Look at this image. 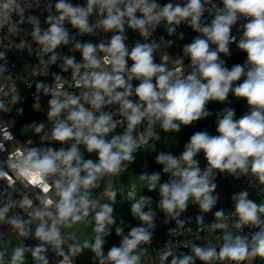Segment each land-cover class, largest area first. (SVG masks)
<instances>
[{
  "label": "clouds",
  "instance_id": "clouds-1",
  "mask_svg": "<svg viewBox=\"0 0 264 264\" xmlns=\"http://www.w3.org/2000/svg\"><path fill=\"white\" fill-rule=\"evenodd\" d=\"M223 7L218 8L210 23H202L206 11L202 0H188L186 5L166 3L163 6L156 0H87L86 6L73 5L70 0H57V15H48L46 29L40 27L37 17H28L33 25L32 37L40 46V65L34 67L35 75H48V64L58 58L56 49L72 42V36L65 27V22L77 29L82 35L93 34L97 28L115 34L107 43L76 42L73 50L82 54V62L75 57H65L61 66L63 71L72 69L71 87L84 88L81 95L64 91L63 77L55 75L54 83L36 84L39 93L50 96L48 100L49 121L52 122L51 139L61 144L74 143L67 149L52 147H30L18 150L10 157L9 167L17 178L39 187L45 194L54 188L58 200L47 196L43 199V208H35L32 217L39 221L34 236L41 243L34 249L17 247L12 255L11 264H23L25 254L31 252L39 264H49L46 257L48 246L58 250L63 259L59 264H67L69 255L63 251L65 243L60 226H72L94 212L95 231L104 234L108 225L114 224L113 205L100 204L90 198L91 190L98 187V182L109 174L122 170L124 162L134 161V153L155 133L152 126L157 122L164 131H179L181 126H189L208 117L209 102H225L229 94L246 101L250 107L247 114L236 118L232 108H225L216 121V134L208 131L194 133L185 149L176 157L171 153H159L156 160L162 171L172 173L173 179L159 183L160 174L143 173L141 180L147 182L149 191L159 187V207L171 216H179L188 206L189 199L195 200L200 209L209 212L218 202L213 193L214 170L236 174L237 172L255 176L264 184V0H222ZM30 7L19 0H0V27L9 22L13 14L24 22L25 8ZM51 7V6H49ZM139 13V15H137ZM98 17L95 24L90 21L92 15ZM241 17L246 19L243 33L237 44L238 49L246 53L243 64L226 67L221 54L230 55V45L236 42L232 27ZM169 25L187 23L196 36L183 48L184 55L190 60L191 70L185 74L179 67L169 68L167 63H157L154 52L159 47L156 43H137L129 49L124 43V27L138 30L147 37L161 21ZM17 22H13L10 31H18ZM175 29L169 27L168 32ZM215 45V48L212 46ZM104 53L103 56L98 53ZM52 53L48 61L42 54ZM5 53L0 52V59ZM169 57H163L167 61ZM131 60V66L128 61ZM183 63V57L175 61ZM110 68V70H109ZM83 69V71H82ZM7 69L0 66V72ZM139 81L133 87L132 80ZM137 97L133 101L131 97ZM16 99V97H13ZM91 107L86 108L84 103ZM118 104V112L127 121L123 135L107 139L120 123L113 119V113L104 112L107 105ZM34 107H39L35 104ZM5 105L0 102V109ZM99 113V114H97ZM147 120L146 134L134 136L136 127ZM37 133L44 129V124L33 125ZM84 145L88 153L95 152L98 159H84L79 149ZM203 152L207 167L203 170L194 158ZM183 161V164L181 163ZM83 173V175H82ZM7 173L0 171V177ZM50 177H57L52 184ZM104 195L114 201L117 193L106 190ZM128 197L135 200V192ZM236 221L234 227L242 230L245 226L258 229L251 238L225 231L224 243L217 250L193 244L191 254L174 253L171 249L159 254L161 264H211L214 260H228L233 264H243L255 257L264 260V203H256L248 198L246 191L234 197ZM151 203V197L142 196L131 204V212L142 223L133 227L127 235L117 228V235H122L120 245L113 246L105 256L102 249V236L97 235L93 244L85 242L99 257L100 264H140L142 243H150L154 227V213L145 211ZM24 205L32 207V201L25 200ZM54 209V210H53ZM9 206L0 208V220L5 219ZM223 218V212L215 213ZM202 219V217H198ZM10 223L27 236L25 222L12 219ZM213 228L226 230L228 225L217 223ZM81 251L78 245H69V252ZM3 254H0L2 258ZM169 257H171L169 261Z\"/></svg>",
  "mask_w": 264,
  "mask_h": 264
},
{
  "label": "built area",
  "instance_id": "built-area-1",
  "mask_svg": "<svg viewBox=\"0 0 264 264\" xmlns=\"http://www.w3.org/2000/svg\"><path fill=\"white\" fill-rule=\"evenodd\" d=\"M21 3L30 5L25 8L24 22L18 23L20 17L13 14L9 22L3 27H0V52L5 53V57L0 59V66H4L7 71L0 72V102L5 105L4 109H0V171L7 173L6 176L0 177V208L9 206V210L6 213L5 219L0 220V229L6 230L8 235L19 236L24 239L25 242L29 237H32L36 243V246L41 242L35 238V227L39 223L31 215L35 208H43V199L47 196L52 200H58L56 191L53 188L52 191L45 194L39 187H34L16 177L14 171L9 167L10 157H13L18 150H24L30 147H36L38 138L50 135L52 128V122L49 121L47 113L49 110L48 100L50 96L43 93H39V100L36 90V84L43 82L46 84H53L55 75L63 77L64 91L81 95L85 91L84 88H75L70 85L73 84L72 69L68 68L67 71L62 70L65 57H75L77 63L82 62V54L78 50H73L76 42L83 43L87 40H94L96 44L101 42L107 43L114 32H105L101 28H97L93 34H80L77 29L73 28L70 24L65 22V27L68 29L72 36V42L68 45H62L55 51L58 55V65L53 66L48 64V75H35L33 69L35 66L40 65V46L35 42L31 33L33 25L28 21V17L35 16L40 22V27L46 29L49 25L45 22L48 15H57L55 10V3L57 0H19ZM73 5L86 6L87 0H70ZM163 6L169 2L156 1ZM206 11L202 17V23H210L213 19L216 10L222 8V0H203ZM175 5V4H173ZM51 6V7H49ZM139 15V13H137ZM98 17L94 14L90 17V21L95 24ZM13 22L18 23V31H10L9 28ZM246 19L241 17L238 19L236 25L232 27V35L236 37V42L230 45V55L221 54V59L227 61L239 54H246L242 50L238 49L237 44L243 33V25L246 23ZM169 27L175 29L174 32L169 33ZM202 35L194 31L187 23L181 22L179 25H169L166 21H161L159 26L155 27L153 31L150 29V34L144 37L138 30L132 29L125 24L124 27V43L131 49L137 43H156L159 47L154 52V57L157 63H167L169 68L179 67L185 74L190 70V60L184 55L183 48L185 45L190 44L192 40ZM215 48V45L212 46ZM52 53L42 54V58L48 61ZM103 56L104 53H98ZM169 57L167 61L163 60V57ZM183 57L182 64H176L175 61L178 58ZM132 61H128V65L131 66ZM43 67V65H40ZM110 70V68H109ZM83 71V69H82ZM133 87L137 86L139 81H131ZM16 97V99H13ZM133 101L137 100V97H131ZM39 104V107H34L35 104ZM86 108L91 106L84 103ZM119 105L111 104L102 109L104 112L113 113V119L120 123L115 129L126 130L127 121L118 112ZM99 114V113H97ZM30 116L36 119V124L43 123L44 129L37 133L27 135L19 128V124L23 118ZM148 129V122L145 120L138 125L133 132L134 136L139 137L141 134H146ZM152 131L155 135L147 139V143L143 144L133 155L135 158L140 157L143 163L144 173L153 174L154 169L150 165L152 156L157 157L159 153H171L176 157H180V149L184 147L183 143L176 139L174 135L164 131L157 122L152 126ZM174 141H177L174 142ZM74 141H68L66 143L69 148ZM79 149L86 157L87 151L84 145H79ZM197 161V158H194ZM161 165V164H160ZM162 166V165H161ZM163 167V166H162ZM221 181L230 182L232 184V190L230 195V204L227 209L223 211V218H211L202 222L187 223L181 225H173L165 229H158L154 223V227L150 229L152 232V239L150 243H147L152 248L154 262L153 264H161L159 254L165 250L171 249L174 253L184 252L191 254V247L193 244L204 247H215L217 250L224 243L225 231L233 234H239L251 238L252 233L258 231L254 226H245L242 230H237L234 227L236 221L235 212V199L240 192L246 191L248 198L256 203H264V184H261L258 179L251 173L243 174L237 172L236 174L220 172L215 170ZM122 173V171H120ZM169 174H172L169 172ZM57 177H50L48 183L52 184L53 180ZM102 178L98 182V186L103 182ZM145 182V196L151 197V203L146 205L145 211L149 209L153 211L152 207L156 206L160 208V198L154 194L153 191H149L147 188V182ZM138 187L136 182H133L130 190L136 191ZM97 188V187H96ZM158 188V187H157ZM95 189V188H94ZM91 190L92 191L94 190ZM213 195H215L213 193ZM91 196V195H90ZM25 200L32 201V207H28L23 204ZM135 200L138 198L135 195ZM135 200L127 197L126 204L131 212V204ZM200 208L197 205L188 206L187 209ZM54 210V209H53ZM12 219H18L25 222V229L29 232L27 236H22L19 230L15 228L10 221ZM225 223L228 225L226 230L213 228L214 224ZM62 237L65 240L62 246L63 251L69 255V261L67 264H87L79 263L77 253L72 254L69 252V245L74 243L69 239L64 232L62 225L60 226ZM111 233V226L108 225L103 235H109ZM46 257L49 264H59L63 257L59 254L58 250L48 246ZM171 257H169L170 261ZM0 264H3L0 260ZM164 264H169L165 261ZM196 264H203V262L197 260ZM211 264H233L228 260H214ZM243 264H264V260L260 257H255L249 261L243 262Z\"/></svg>",
  "mask_w": 264,
  "mask_h": 264
},
{
  "label": "rangeland",
  "instance_id": "rangeland-1",
  "mask_svg": "<svg viewBox=\"0 0 264 264\" xmlns=\"http://www.w3.org/2000/svg\"><path fill=\"white\" fill-rule=\"evenodd\" d=\"M84 42H91L93 44H96L94 40H87ZM49 64L53 66L58 65V59L55 61V63H49ZM81 102L84 103L83 99L81 100ZM33 125H36V119L27 116L22 119V121L19 124V128L25 134L31 135L36 132L35 127ZM124 132H125L124 129H119L113 132L112 136L123 135ZM174 142L177 143V141ZM85 159H92L95 161L98 159V157L95 152L93 153L87 152ZM181 163L183 164V161H181ZM121 171L122 173L119 172L117 174H109L107 176L105 175L106 178L99 186L100 188L96 192V194L92 196V200L98 201L97 197L101 193L102 188L106 187L109 184L114 185L115 192L117 193L115 200L110 201L106 199L100 202V204L111 203L114 208V211L112 213L115 221L114 225L118 228H125L128 225V212H129V209L126 204V200L128 197V193L131 191L130 188L133 182H136L138 185L135 191V195L138 198V200L142 196H145V182L144 180L140 179L141 174L144 173L142 159L138 157L135 158L134 161L132 162H127V161L124 162ZM153 192L156 196L161 198L159 195V187ZM191 205L199 206V204L195 200L190 198L188 201V206ZM152 209L153 212L155 213H166L164 210L156 206H153ZM94 215L95 213L92 212L89 214L88 217H86L85 219H83L82 221L76 224H73L70 227L67 225H62L64 232L68 235L69 239L74 243V245L84 246L85 242H87L88 244H93L95 242V235L97 234V232L95 231L96 223L93 218ZM102 240L104 243L105 239L103 236H102ZM17 247H28L34 249L36 247V243L32 237H29L25 242V240L20 238L19 236L8 235V232L6 230L0 229V254H3L0 260L3 264H11V258L13 252ZM142 249L145 251L141 253L142 258L140 264H153L154 258H153L151 246L145 243ZM23 264H39V262L32 257L31 252L29 251L25 254Z\"/></svg>",
  "mask_w": 264,
  "mask_h": 264
},
{
  "label": "trees",
  "instance_id": "trees-1",
  "mask_svg": "<svg viewBox=\"0 0 264 264\" xmlns=\"http://www.w3.org/2000/svg\"><path fill=\"white\" fill-rule=\"evenodd\" d=\"M203 1V0H202ZM187 3L183 4H175V5H186ZM247 59L246 54H239L226 62V67L231 68L235 64H243ZM246 106V101L240 98H236L233 94H229L228 99L221 103V102H209L207 105V110L211 113L208 117L203 118L200 121L194 122L192 125L189 126H181L179 131H167L169 134L174 135V137L178 140H180L184 147L180 149V154L185 149V145L189 141L190 137L198 132V131H208L210 134L215 135V128H216V121L218 119L219 114L222 112L225 108H232L236 112V117H238L244 110ZM118 129H114L111 133L108 134L107 139H111L112 133L117 131ZM50 136V135H47ZM46 136L38 138V141L36 143V148H45V147H52L57 150H59L61 147L67 149L66 143L61 144L59 142L53 141L50 138L45 139ZM203 152L197 154L195 157L197 158V161L199 162V166L202 169L201 161L203 157ZM150 165L154 169L155 173L160 174V181L159 183L168 182L171 179H173L172 174L165 173L162 171V166L157 162L156 157L154 155L152 156ZM187 210V208H186ZM184 212V211H183ZM181 212L180 214H182ZM154 213V219H167L175 216H171L167 213ZM142 222L135 216H133L132 212L128 214V225L125 228L122 229V235H126L129 233L131 228L137 227ZM111 233L109 235H103V234H96L101 235L104 237L105 241L102 245V249L104 254L109 250V248L114 245L116 242L122 239V235H117L116 227L114 224H111ZM145 243H142L139 246V249H142L143 245ZM81 248V251L77 252L78 255V261L79 263H87V264H100V257L90 248V247H84L79 246Z\"/></svg>",
  "mask_w": 264,
  "mask_h": 264
},
{
  "label": "water",
  "instance_id": "water-1",
  "mask_svg": "<svg viewBox=\"0 0 264 264\" xmlns=\"http://www.w3.org/2000/svg\"><path fill=\"white\" fill-rule=\"evenodd\" d=\"M156 1L169 2L172 4H183V3L188 2V0H156ZM249 111H250V107L246 103V106H245L243 112L236 118L237 119L240 118L242 115L247 114ZM201 166H202V170L207 167V161H206L204 155L202 157ZM106 176H104L103 178H105ZM214 183L216 184L214 196H218V202L211 209V211L204 212L200 208L187 209L182 214H180L179 216H175V217H171V218H167V219H154V223H155L156 227L161 230V229H165L167 227L173 226V225H181V224H187V223L206 221V220H209L211 218H214L216 216L215 213L217 211L223 212L225 209H227L229 204H230V195H231V190H232V184L230 182L221 181L218 173L215 170H214ZM198 217H202V219H198ZM140 225H138V226H140ZM120 243H121V240L116 242L110 248H112L113 246L118 247L120 245ZM107 252H106L105 256L107 255Z\"/></svg>",
  "mask_w": 264,
  "mask_h": 264
},
{
  "label": "crops",
  "instance_id": "crops-1",
  "mask_svg": "<svg viewBox=\"0 0 264 264\" xmlns=\"http://www.w3.org/2000/svg\"><path fill=\"white\" fill-rule=\"evenodd\" d=\"M106 178V177H105ZM104 178V179H105ZM103 179V180H104ZM101 185V184H100ZM99 185V186H100ZM97 187V188H95L93 191H92V193H91V196H90V198L92 199V196L94 195V194H96V192L99 190V188L100 187ZM113 190V191H115V188H114V185H111V184H109V185H107L106 187H104V188H102L101 189V193L98 195V197H97V199H98V202L100 203V202H102L103 200H106V199H108L105 195H104V193H105V191L106 190ZM93 201H97V200H93ZM128 214H129V212H128ZM68 236V235H67Z\"/></svg>",
  "mask_w": 264,
  "mask_h": 264
}]
</instances>
